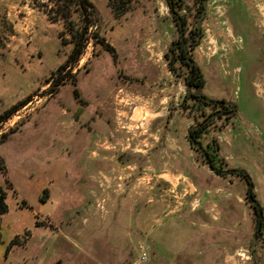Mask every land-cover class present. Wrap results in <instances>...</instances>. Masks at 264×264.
<instances>
[{"label": "rangeland", "instance_id": "374dc122", "mask_svg": "<svg viewBox=\"0 0 264 264\" xmlns=\"http://www.w3.org/2000/svg\"><path fill=\"white\" fill-rule=\"evenodd\" d=\"M90 1L95 10L85 34L88 43L78 61L58 68L74 46L72 31L84 25L77 4L0 0V114L24 101L0 121V158L6 167L5 174L0 169V186L8 207L0 214L2 264H62L68 259L75 264L82 258L92 141L116 125L123 130L119 139L123 145L132 146L140 138L149 144L150 128L162 123L165 113L167 119L175 113L187 124L195 122L194 113L186 108L191 101L184 100L182 68L178 62L170 68L167 59L170 44L180 34L168 0ZM189 10L195 11L192 0L183 4L181 13ZM255 12L262 13L255 16ZM195 22L197 17H189L187 28ZM198 24L201 35L193 57L205 74L203 91L227 96L229 45L235 49L248 34L264 28V0H208ZM96 36L115 48L116 61ZM234 85L242 108L241 85ZM216 134L210 133L209 140H217ZM260 144L264 145L263 137ZM191 147L195 160L206 163ZM234 151V161L244 159L253 174H264V161L260 166L255 163L258 156L251 146ZM45 187L50 198L43 203L39 196ZM241 187L245 202L251 204L258 249L264 240L255 235L257 212L247 183ZM254 188L264 209V189Z\"/></svg>", "mask_w": 264, "mask_h": 264}, {"label": "crops", "instance_id": "0c3cea01", "mask_svg": "<svg viewBox=\"0 0 264 264\" xmlns=\"http://www.w3.org/2000/svg\"><path fill=\"white\" fill-rule=\"evenodd\" d=\"M248 36L235 49L229 45L228 59L231 52L245 50ZM240 97L243 104L235 129L226 124L214 132L218 155L228 168L244 170L255 186L264 189V174H253L244 159L233 158L234 149L240 153L249 145L258 156L255 163L260 166L264 161V145H259L264 114L258 103L244 94ZM113 104L114 100L115 119ZM168 114L150 128L149 144L140 138L132 146L123 145L119 142L123 130L116 125L90 143L92 186L85 198L82 258L75 264H264V244L256 248L251 204L243 198L241 186L246 181L198 163L187 143L193 120L187 124L175 113L167 119ZM253 125L256 142L250 145L246 129ZM144 174L149 179L144 180ZM49 198L50 194L46 201ZM139 242L145 245V259L141 251L135 256Z\"/></svg>", "mask_w": 264, "mask_h": 264}, {"label": "flooded vegetation", "instance_id": "af4514ba", "mask_svg": "<svg viewBox=\"0 0 264 264\" xmlns=\"http://www.w3.org/2000/svg\"><path fill=\"white\" fill-rule=\"evenodd\" d=\"M189 1L191 0H186L185 3ZM207 1L208 0H206L205 5V0H192L195 5L194 13H192L191 10L181 13L182 8H178L180 0H168L169 7L172 3L174 10L181 16L184 28V40L181 39V35L179 34V39L170 44L169 53L171 58H175L182 68L183 80L186 89L184 100L188 99L191 101L189 104L193 107L192 112L194 113L195 122H193L190 126L187 136L191 144L192 142L189 134H191L192 138L201 144L204 151L193 144L192 146H194V148L201 153L203 160L206 162L210 160V154L213 153V148H215V151L218 153L217 140H209V134L222 129L226 124H229L233 129H235L236 119L240 117L239 94L236 91V87L234 85L235 83H240L241 88L237 87L240 88V92L243 91L242 94L258 103L264 114V28L259 27L253 31L254 33L249 34L248 38L245 40V50L243 52H231L228 59V71L226 72L228 85L231 89L229 88V91L226 90L227 96H208L203 91L205 85V74L193 57V50L199 42L201 28L198 21L201 16V21L205 17ZM204 10L205 12L203 13ZM261 13L262 12H255L253 14L255 16H260ZM173 16L177 21L180 33L178 19L175 15ZM191 16L197 17V22H195L192 28H187L188 18ZM184 19L186 20V24H184ZM183 41H185V45L183 44ZM187 54H189V57L195 61L193 64L187 60ZM238 63H241L243 67L240 65L239 68L236 69L235 66L238 65ZM197 86L200 87V91L203 95L229 103H209L200 99L196 94ZM205 108H209V111L206 112ZM211 114L215 115L207 120ZM246 130L248 134L246 142L253 145L256 142L254 125L249 127L247 126ZM204 153L207 154L208 158L205 157ZM253 207L255 208L254 204ZM255 210L258 214V210L256 208ZM262 214H264L263 208Z\"/></svg>", "mask_w": 264, "mask_h": 264}, {"label": "trees", "instance_id": "16d2710c", "mask_svg": "<svg viewBox=\"0 0 264 264\" xmlns=\"http://www.w3.org/2000/svg\"><path fill=\"white\" fill-rule=\"evenodd\" d=\"M71 1H74L77 4L76 6H77V9L81 13V17H82V20L84 21V25H83L82 29H76L75 31H72L74 46H73L72 51L70 52L66 62L63 65H60L58 68H63L68 63L76 62L80 59V57L84 51V48H85L86 44L88 43L87 38L85 37V34L87 33L88 27L92 23V19L90 17H91V14L95 10L94 4L90 0H71ZM185 1L186 0H180L179 4L177 3L179 9L182 8L183 4H185ZM64 14H65L64 16H68L67 12H65ZM183 21H184V24H186V20L184 19ZM96 38L103 45V47L113 55L114 60L116 61L117 55H116L115 48L108 41H106V39L104 37L96 36ZM167 59L169 60L170 68L173 69L172 65L175 64L177 62V60L175 58H167ZM74 95L76 97H79V93H78V90L76 88L74 89ZM22 102H24V101H22V100L19 101V103L13 105L11 108L7 109L5 112L0 114V121L10 117V115L12 113H14L20 107L19 105L22 104ZM186 108H189L191 111L193 109V107L191 105L187 106ZM4 138H5V136H4ZM210 155H211V158L209 161L211 162V165L213 167L218 168V170L227 168L225 163H224L223 158L218 156V153H217V151H215V148H213V153ZM204 162H206V161H204ZM0 169L2 170V172L4 174L6 173V167L4 165L2 158H0ZM216 172L219 174H222L219 171H216ZM236 174L239 175L240 177H242L246 181V183L249 187V185L252 183V179H251L249 173L244 171V172H239ZM48 191H49L48 188L43 189L42 194L39 197V199L41 201H46V198L48 196L47 195ZM253 195L255 196L254 192H253ZM5 197H6V191L0 186V214H4L8 210L7 204L5 202ZM257 220H258V214H257ZM261 221H262L261 222V230H262V233L264 234V232H263L264 231V214H263ZM256 229H257V227H256ZM255 235L257 236V232L255 233ZM7 250H8V247L6 249V253H7Z\"/></svg>", "mask_w": 264, "mask_h": 264}, {"label": "water", "instance_id": "95a60500", "mask_svg": "<svg viewBox=\"0 0 264 264\" xmlns=\"http://www.w3.org/2000/svg\"><path fill=\"white\" fill-rule=\"evenodd\" d=\"M205 5H206V0H205ZM170 9H171L172 14L175 15V16L177 17V19H178L179 26H180V35H181V39L184 40V28H183V23H182V20H181V16L178 14L177 11L174 10V8H173V4H172V3H171V6H170ZM204 12H205V10L203 11V13H204ZM201 18H202V16L199 18L198 23H200ZM183 44L185 45V41H183ZM186 58H187V60H188L190 63H192V64L195 62L191 57H189V54H187V57H186ZM188 87H189V85H188ZM196 94H197V96H198L200 99H202V100H204V101H206V102H209V103H218V104H220V103L228 104V103H229V102H222V101H220V100L213 99V98H211V97H208V96L203 95V94L201 93V91H200V87H199V86H197V88H196ZM232 104H233V103H232ZM214 115H215V114H211V115L207 118V120H209L210 118H212ZM189 137H190L191 142H192L193 145H195L196 147H199L202 151H204V149H203V147L201 146V144H200L199 142H197L195 139H193L192 136H191V134H189ZM204 155H205L206 158H208L207 154L204 153ZM207 164L209 165V167H210L212 170H214L215 172H216V171H219V172L222 173V174H230V173L244 172V170H242V169H237V168H225V169H220V170H218V168H215V167H213V166L211 165V162H210V161H208ZM248 197H249V199L251 200V202L254 204L255 208L258 210V220H257V230H256V232H257L258 237L264 240V236L262 235V232H261V222H262L261 220H262V215H263V214H262V207H261V205L259 204V202L257 201V199L255 198V196L253 195V183H251V184L249 185V187H248Z\"/></svg>", "mask_w": 264, "mask_h": 264}, {"label": "built area", "instance_id": "2783aa9c", "mask_svg": "<svg viewBox=\"0 0 264 264\" xmlns=\"http://www.w3.org/2000/svg\"><path fill=\"white\" fill-rule=\"evenodd\" d=\"M138 248L140 249V251L142 252V256L141 258L142 259H145L146 258V250H145V245L141 242L138 243Z\"/></svg>", "mask_w": 264, "mask_h": 264}]
</instances>
